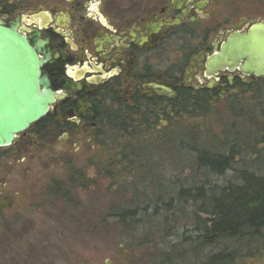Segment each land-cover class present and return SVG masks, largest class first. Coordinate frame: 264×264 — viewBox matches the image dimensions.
Segmentation results:
<instances>
[{"label": "flooded vegetation", "instance_id": "af4514ba", "mask_svg": "<svg viewBox=\"0 0 264 264\" xmlns=\"http://www.w3.org/2000/svg\"><path fill=\"white\" fill-rule=\"evenodd\" d=\"M37 9H13L0 19L38 43L41 73L54 93L46 137L61 133L68 141L72 133L92 141L104 106L132 128L138 111L155 127L192 75L196 86L188 89L215 98L236 83L264 82L238 70L205 76L207 58L228 35L264 25V0H50ZM171 52L176 57L167 64ZM11 146L0 148V215L12 207L1 171Z\"/></svg>", "mask_w": 264, "mask_h": 264}, {"label": "trees", "instance_id": "16d2710c", "mask_svg": "<svg viewBox=\"0 0 264 264\" xmlns=\"http://www.w3.org/2000/svg\"><path fill=\"white\" fill-rule=\"evenodd\" d=\"M12 11L6 4L0 8V14L9 15ZM258 83L261 82L236 83L232 89L242 95H254L255 102L261 99L255 105L259 112L252 113L254 120L250 123L251 128L259 132L256 136L252 137L251 132L236 134L221 153L212 150L206 142L189 141V135L183 139L171 135L163 142L162 153H174L175 160L179 155L190 158L197 172L214 177L231 173L223 186L200 184L185 188L179 178L163 180L162 174L157 172L159 163L144 161V157H153L154 147L130 144L134 138L141 140L147 129L152 131V137L156 133L148 118L140 116L138 111V121H134L136 126L132 128V122L120 111L102 108L101 130L92 131L90 138L94 147L105 149L113 157L108 160L100 157L87 165L96 176L109 180L120 192L125 188L130 191L129 198L121 193L117 205L108 212V217L122 230V237L131 240V244L124 243L125 247L153 248L156 252L151 257L152 264H241L264 258V171L258 170L264 163V150L259 149L264 147V88ZM213 97L210 93H194L182 87L172 103L171 113L206 116L210 104L217 99ZM52 127L47 115L28 132L44 141L47 129ZM162 140L158 138L157 143L161 145ZM140 160L142 165L137 164ZM239 162H243L240 167ZM144 165L147 170L142 172ZM136 167L140 173L134 174L131 170ZM67 175L63 178L65 182L52 180L45 189L52 198L68 204L70 196L66 190L69 187L88 189L93 182L74 168H70ZM129 180L132 183L124 186ZM157 235L162 242H157ZM172 238L175 241H169Z\"/></svg>", "mask_w": 264, "mask_h": 264}, {"label": "rangeland", "instance_id": "374dc122", "mask_svg": "<svg viewBox=\"0 0 264 264\" xmlns=\"http://www.w3.org/2000/svg\"><path fill=\"white\" fill-rule=\"evenodd\" d=\"M49 2L0 0V5L6 4L14 10L34 8L37 11V7ZM175 57L173 52L168 53L167 64L173 62ZM186 80L184 78L183 81ZM202 82L206 84L203 79ZM258 85L264 88V82ZM187 86H196L193 75ZM259 101L261 99L254 101V95H242L230 89L210 104L208 115L186 116L167 111V116L155 126L154 132L159 134L155 133L152 137V131H147L141 138L143 142L140 138H134L130 144L132 147H154L153 157H144V161L159 163L161 167L158 166L157 172L162 174L163 180L179 178L185 188L200 184L223 186L231 178V173L214 177L197 172L190 158L179 155L180 160L178 157L175 160L174 153H162L163 142L171 135L180 138L189 135V141L206 142L212 150L221 153L236 134L251 132L254 137L259 133L250 125L254 120L252 113L259 112L255 106ZM68 135V141L62 139L61 133H50L44 141H39L27 131L8 149L1 171L6 184L3 193L8 196L12 207L0 215V264H152L151 257L155 256L156 251L153 248L136 250L125 247L124 243L131 244V240L122 237L120 227L108 217L109 210L117 205L121 193L129 198L130 191L125 188L120 192L109 180L96 176L95 171L87 165L100 157L108 160L113 154L105 149L98 150L83 135ZM158 138L163 139L161 145L157 143ZM259 149L264 150V147ZM142 162L137 161V164ZM242 163H238L239 167ZM70 168L82 171L86 180L93 184L88 189L69 187L66 190L70 196L67 204L61 199L52 198L45 188L52 180L65 182L63 178L68 176ZM142 168V172L147 170L145 165ZM258 168L259 172L264 171V163ZM131 171L140 173L137 167ZM131 183L129 180L124 186ZM145 186H141V189ZM159 235L156 237L158 243L162 242ZM169 241L175 240L172 238ZM241 264H264V258Z\"/></svg>", "mask_w": 264, "mask_h": 264}, {"label": "water", "instance_id": "95a60500", "mask_svg": "<svg viewBox=\"0 0 264 264\" xmlns=\"http://www.w3.org/2000/svg\"><path fill=\"white\" fill-rule=\"evenodd\" d=\"M37 51V41L22 35L16 22L0 19V148L10 147L16 137L46 117L54 104ZM205 67L208 77L235 70L252 78L264 77V25L228 35Z\"/></svg>", "mask_w": 264, "mask_h": 264}]
</instances>
